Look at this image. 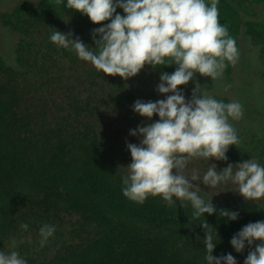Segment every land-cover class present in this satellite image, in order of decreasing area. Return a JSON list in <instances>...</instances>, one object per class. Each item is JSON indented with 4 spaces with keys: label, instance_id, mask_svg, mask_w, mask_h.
I'll return each instance as SVG.
<instances>
[{
    "label": "trees",
    "instance_id": "obj_1",
    "mask_svg": "<svg viewBox=\"0 0 264 264\" xmlns=\"http://www.w3.org/2000/svg\"><path fill=\"white\" fill-rule=\"evenodd\" d=\"M262 3L218 0L217 7L219 23L237 49L247 38L264 66V23L240 10ZM0 5L5 8L0 26L10 45L8 51L0 45V251H17L27 264H207L201 225L207 222L220 238L213 255L231 253L244 264L261 241L242 253L230 241L245 225L264 221V198L247 201L231 182L215 189L201 183L199 194L213 198L217 210L239 213L229 221L218 213L193 218L189 202L169 204L149 195L140 204L122 193V177L132 161L127 143H140L130 130L159 119L148 120L132 106L137 100L164 99L156 91L160 75L177 66L145 65L128 80L109 76L51 42L50 36L54 30L72 32L73 38L95 47L93 29L110 21L94 24L61 0H1ZM117 12L124 14L119 8ZM232 67L228 63L223 73L231 75ZM201 77L179 86L186 100ZM249 134L242 150L229 147L227 162L212 158L210 163L221 170L254 158L264 166V136ZM209 166L194 158L186 173L197 170L202 177ZM21 223L28 224L26 231ZM44 224L55 225L56 232L41 247Z\"/></svg>",
    "mask_w": 264,
    "mask_h": 264
},
{
    "label": "clouds",
    "instance_id": "obj_2",
    "mask_svg": "<svg viewBox=\"0 0 264 264\" xmlns=\"http://www.w3.org/2000/svg\"><path fill=\"white\" fill-rule=\"evenodd\" d=\"M67 9L88 16L94 24L110 21L93 29L95 47L86 45L74 33L54 30L51 42L73 51L79 59L90 62L98 71L125 80L137 76L145 65H176L172 73L163 72L156 91L165 98L155 102L137 100L132 109L142 117L159 119L130 130L140 143H127L132 161L122 177V193L131 201L143 204L151 196H160L169 204L189 202L193 218L218 213L229 221L238 219L234 210H217L212 200L199 193L200 184L215 189L222 183L236 185L235 191L247 201L264 198V166L251 158L221 170L210 159L228 161L227 152L239 144L229 118L239 120L243 106L238 101L224 103L202 93L199 84L186 100L179 88L193 81L196 73L222 77L228 63L238 59L236 41L219 23L218 0H61ZM123 10V15L117 9ZM227 62V63H226ZM194 158L209 163L201 177L197 170L186 173ZM198 182V183H193ZM207 192V191H205ZM202 241L207 264H238L231 253L214 256L220 242L217 230L207 222ZM27 230L28 224L21 223ZM56 226L44 224L39 229L40 246L54 236ZM197 239H200L197 237ZM244 264H264V221L245 225L230 243L237 253L251 247ZM16 241H12L15 247ZM0 264H27L19 252L0 251Z\"/></svg>",
    "mask_w": 264,
    "mask_h": 264
},
{
    "label": "rangeland",
    "instance_id": "obj_3",
    "mask_svg": "<svg viewBox=\"0 0 264 264\" xmlns=\"http://www.w3.org/2000/svg\"><path fill=\"white\" fill-rule=\"evenodd\" d=\"M29 1L32 4H36L39 0ZM235 6L237 7L238 5L235 4ZM4 9L0 5V10ZM240 10L243 16L248 15L254 20L264 23V3L259 5L248 4L246 8L242 6ZM5 35V30L0 26V45H3L8 51L10 50V45ZM238 55V59L234 67H232L231 75L226 76L223 73L222 77L215 82L211 77L202 76V79L198 82L200 87L205 88H203L202 93L212 97L214 95L224 97L231 102L238 101L243 106L241 119L232 120L229 118V123L235 128L239 138V144L236 149L242 150V147H245V141L250 140V132L255 131L264 136V80L261 79L264 66L258 60L259 58H257L247 38L243 37L241 39Z\"/></svg>",
    "mask_w": 264,
    "mask_h": 264
}]
</instances>
